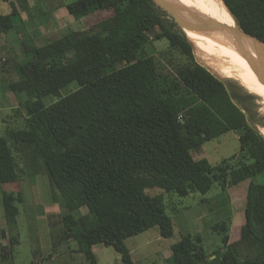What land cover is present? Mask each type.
Masks as SVG:
<instances>
[{
    "label": "trees",
    "instance_id": "trees-1",
    "mask_svg": "<svg viewBox=\"0 0 264 264\" xmlns=\"http://www.w3.org/2000/svg\"><path fill=\"white\" fill-rule=\"evenodd\" d=\"M8 1L0 34L13 31L20 44L22 58L8 86L23 126L0 135V183L20 180L18 144L32 146L66 209L62 239L75 241L88 264H98L91 252L96 244L132 264L126 238L152 227L161 237L173 234L162 194L147 188L184 197L249 179L239 236L230 240L227 221L215 222L217 249L207 253L202 236L186 233L171 244L167 263L264 264V182L254 181L264 171V135L224 81L196 61L181 29L164 18L167 12L152 0H74L64 5L74 19L95 10L112 15L95 31L68 29L37 44ZM223 2L240 29L264 41V0ZM157 40L167 42L159 55L148 49ZM74 81L75 89L62 94ZM228 131L237 132V153L213 166L194 158L204 142ZM21 201L18 191H1L9 229Z\"/></svg>",
    "mask_w": 264,
    "mask_h": 264
},
{
    "label": "rangeland",
    "instance_id": "rangeland-1",
    "mask_svg": "<svg viewBox=\"0 0 264 264\" xmlns=\"http://www.w3.org/2000/svg\"><path fill=\"white\" fill-rule=\"evenodd\" d=\"M11 1L16 4L22 17H34L29 21L28 26L34 33L37 44L60 37L68 29L81 32L95 31L99 21L112 15L110 11L95 10L69 23V19L63 17L60 12L55 19L51 12L58 5L64 6L74 0ZM5 2L0 0V12L10 10L9 1ZM164 18L169 21L171 16L168 14ZM185 34L188 36L187 29ZM166 45L165 40H157L148 49L159 55ZM200 45L202 47L201 40ZM193 55L198 63L214 73L197 56L196 49ZM21 58L20 44L14 32L0 34V135L6 134L7 127L21 128L23 126L22 110L8 86V83L16 78L14 65ZM252 75L254 80L260 81L264 88V70L254 71ZM222 80L230 94L236 98L247 121L260 132L259 128L264 126L262 97L247 90L235 79L222 78ZM76 86L75 81L71 82L62 88L61 93L66 94ZM53 100V98L45 97L46 103ZM238 150L237 132L228 131L204 142L197 151H193V156L196 159L206 158L213 166L221 159L237 153ZM17 154L21 167L20 180L0 183V264H88L84 254L77 251L75 241L62 239L61 218L66 213V209L60 194L47 174L42 159L32 146L23 143L18 144ZM254 181L264 182V171L257 174ZM248 183L249 179H245L225 190H221L214 183L205 194L193 192L184 197L174 192H166L156 186L147 188L146 192L150 195L162 194L166 213L172 220L173 234L170 237H161L158 228L152 227L126 238L125 243L130 250L132 264H168L171 244L186 233L202 236L204 248L207 253H211L221 245V235L214 231L211 225L221 220H226L228 223L230 240L237 238L240 227L244 223ZM2 190L18 191L22 196V201L18 205L19 213L16 223L11 229L8 228L4 218L1 205ZM86 211V207L80 209L81 213ZM11 239H15L13 245H11ZM91 252L95 255L98 264H123L120 254L111 246L96 244L92 246Z\"/></svg>",
    "mask_w": 264,
    "mask_h": 264
},
{
    "label": "bare ground",
    "instance_id": "bare-ground-1",
    "mask_svg": "<svg viewBox=\"0 0 264 264\" xmlns=\"http://www.w3.org/2000/svg\"><path fill=\"white\" fill-rule=\"evenodd\" d=\"M178 1L193 12L196 11L205 19L217 24L222 29L227 30L236 27L233 17L222 0ZM188 37L195 46L197 56L214 73L221 78L237 80L247 90L261 96L264 103V88L261 86L260 81L254 80L252 75V72L259 70H256L252 62L246 59L228 39L224 36H207L205 34H200L199 37L198 32L190 30H188ZM200 40L202 47L200 45ZM259 130L264 135V126L260 127Z\"/></svg>",
    "mask_w": 264,
    "mask_h": 264
},
{
    "label": "water",
    "instance_id": "water-1",
    "mask_svg": "<svg viewBox=\"0 0 264 264\" xmlns=\"http://www.w3.org/2000/svg\"><path fill=\"white\" fill-rule=\"evenodd\" d=\"M152 1L156 6H158L171 16L173 21L182 30L188 42L191 44L193 53L195 50V46L192 40L185 34L186 29L198 32L200 34H205L207 36H224L246 59L252 62L256 70H264V41L240 29L234 18L233 19L236 27L234 29L229 28L225 30L220 28L217 24L211 22L210 20L205 19L196 11L193 12L178 0ZM227 10L230 12L228 8ZM216 76L222 80L221 77H219L218 75Z\"/></svg>",
    "mask_w": 264,
    "mask_h": 264
},
{
    "label": "crops",
    "instance_id": "crops-1",
    "mask_svg": "<svg viewBox=\"0 0 264 264\" xmlns=\"http://www.w3.org/2000/svg\"><path fill=\"white\" fill-rule=\"evenodd\" d=\"M4 3H6L5 1H4ZM8 11L9 10H7V11H3V12H0V13H8ZM20 11V10H19ZM67 10L65 9V6H61V5H58L56 8H54L53 9V11L51 12L52 13V15H53V17H54V19L55 18H57L58 17V15H59V12L63 15V17H65V18H68L69 20H68V22L69 23H72V20L74 19L73 18V16L72 15H70L68 12H66ZM28 14V13H27ZM20 15H21V13H20ZM26 15V14H25ZM21 18L25 21V24H26V26H27V28H28V30L30 31V32H32L31 30H30V28H29V21H31L32 20V18H34L33 16H28V17H22V15H21ZM33 33V32H32ZM34 34V33H33Z\"/></svg>",
    "mask_w": 264,
    "mask_h": 264
}]
</instances>
